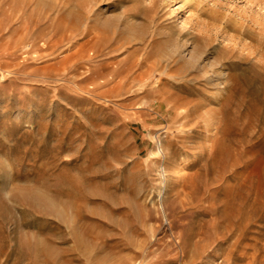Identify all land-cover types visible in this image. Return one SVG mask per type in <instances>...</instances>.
Here are the masks:
<instances>
[{"label":"rangeland","instance_id":"obj_1","mask_svg":"<svg viewBox=\"0 0 264 264\" xmlns=\"http://www.w3.org/2000/svg\"><path fill=\"white\" fill-rule=\"evenodd\" d=\"M0 264H264V0H0Z\"/></svg>","mask_w":264,"mask_h":264}]
</instances>
